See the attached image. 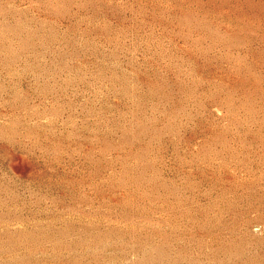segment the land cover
<instances>
[{
    "label": "rangeland",
    "instance_id": "obj_1",
    "mask_svg": "<svg viewBox=\"0 0 264 264\" xmlns=\"http://www.w3.org/2000/svg\"><path fill=\"white\" fill-rule=\"evenodd\" d=\"M0 264H264V0H0Z\"/></svg>",
    "mask_w": 264,
    "mask_h": 264
}]
</instances>
